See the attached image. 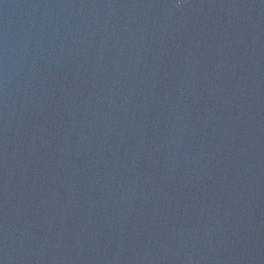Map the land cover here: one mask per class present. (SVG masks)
Returning <instances> with one entry per match:
<instances>
[{"label": "water", "instance_id": "water-1", "mask_svg": "<svg viewBox=\"0 0 264 264\" xmlns=\"http://www.w3.org/2000/svg\"><path fill=\"white\" fill-rule=\"evenodd\" d=\"M0 264H264V0H0Z\"/></svg>", "mask_w": 264, "mask_h": 264}]
</instances>
